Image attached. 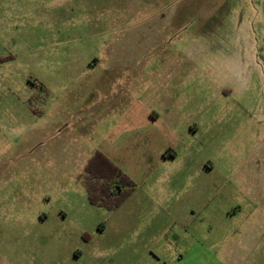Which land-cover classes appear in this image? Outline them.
Instances as JSON below:
<instances>
[{"label": "rangeland", "instance_id": "obj_1", "mask_svg": "<svg viewBox=\"0 0 264 264\" xmlns=\"http://www.w3.org/2000/svg\"><path fill=\"white\" fill-rule=\"evenodd\" d=\"M259 1L0 0V264H264V124L222 63Z\"/></svg>", "mask_w": 264, "mask_h": 264}, {"label": "crops", "instance_id": "obj_2", "mask_svg": "<svg viewBox=\"0 0 264 264\" xmlns=\"http://www.w3.org/2000/svg\"><path fill=\"white\" fill-rule=\"evenodd\" d=\"M247 11L249 20L240 23L244 48L222 58L223 75L239 99L246 97L254 122L264 124V0Z\"/></svg>", "mask_w": 264, "mask_h": 264}, {"label": "trees", "instance_id": "obj_3", "mask_svg": "<svg viewBox=\"0 0 264 264\" xmlns=\"http://www.w3.org/2000/svg\"><path fill=\"white\" fill-rule=\"evenodd\" d=\"M85 171L88 176L83 184L90 204L108 209L118 205L112 204L111 200L119 195L116 194V190L120 189L119 180L128 182L121 171L101 153L94 155Z\"/></svg>", "mask_w": 264, "mask_h": 264}]
</instances>
